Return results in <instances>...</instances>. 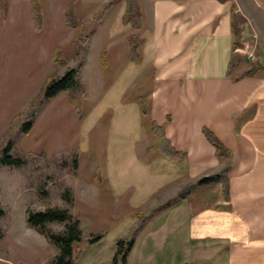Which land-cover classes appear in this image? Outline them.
Segmentation results:
<instances>
[{
	"label": "crops",
	"instance_id": "0c3cea01",
	"mask_svg": "<svg viewBox=\"0 0 264 264\" xmlns=\"http://www.w3.org/2000/svg\"><path fill=\"white\" fill-rule=\"evenodd\" d=\"M136 1L141 12V29L122 23L126 4L120 0L89 35L88 51L80 70V81L86 88L85 106L100 93L94 81L97 77L86 68L93 44L101 48L102 69H109L112 63L109 55L114 58L117 75L127 70L128 65L140 69L129 71L127 90L139 88L145 96L138 95L137 101L147 123L145 136L152 143L146 153L156 152L157 157H162L164 169L160 172L169 178L168 194L164 201L153 206L163 209L159 208L143 224L127 263L137 264L140 248L146 242L166 248L175 238L185 248L197 245L198 264H264V43L255 64L261 70L254 76L244 75L251 63L240 54L255 31L257 16L264 26V0ZM120 9L124 30L112 33L109 17ZM232 14L239 17L242 44L239 52L233 51ZM77 15L80 19L78 12ZM92 17L80 19V23L92 21ZM131 35L140 42L139 65L128 60ZM102 51L105 66L101 64ZM234 53L242 60L228 75ZM142 106L146 114L142 113ZM204 128L230 156H216L215 148L203 135ZM167 150L177 155H168ZM166 159L171 163H166ZM224 169L226 189L221 183L205 185L185 199H178L177 194L184 186ZM7 219L11 233L20 240L16 242V252L37 255L39 247L31 246L33 242L29 241L43 245L44 236L26 223L24 214L22 218ZM13 253L11 247L10 254ZM4 260L0 262L12 263ZM16 263L22 264L13 262Z\"/></svg>",
	"mask_w": 264,
	"mask_h": 264
},
{
	"label": "rangeland",
	"instance_id": "374dc122",
	"mask_svg": "<svg viewBox=\"0 0 264 264\" xmlns=\"http://www.w3.org/2000/svg\"><path fill=\"white\" fill-rule=\"evenodd\" d=\"M38 1L44 15L40 33L33 30L31 0H6L5 17L0 8V147L4 146L8 133L14 134L9 129L13 117L19 116L14 124L22 122L20 116L41 93L45 80L75 65L76 60L70 54L74 30L64 28L67 0ZM105 2L108 0H76L75 6L80 19L85 21ZM122 10L109 17L112 33L124 30L120 21ZM256 18L255 31L246 42L253 48L255 61L247 60V53L240 51L251 64L259 62L264 43V26L259 16ZM94 30L91 21L85 22L86 34L91 35ZM57 47L68 61L61 69H56L52 63ZM99 47L93 44L86 58V68L97 77L94 81L100 93L96 100L84 106V120H74L72 109L60 94L43 104L28 135H13L12 157L34 152L46 160L47 196L40 200L31 192L30 179L21 169L0 167V209L4 213L0 218V260L12 262L0 264H13L14 261L48 264L56 255L47 242L42 245L35 240L29 243L39 247L37 255L16 252V242L20 240L11 233L7 218H22L27 208L40 212L64 210L78 222L84 241L76 245L78 257L74 264H115L114 242L133 239L137 243L144 227L139 221L146 222L159 208L163 209L153 206L164 201L169 192V178L160 172L164 169L162 157H157L156 152L146 153L152 143L145 136L147 123L137 101L138 95L145 96L139 88L127 90L129 71L136 69L128 65L127 70L117 75L112 55H109V61L112 60L109 69H102ZM77 149L78 162L74 167L72 157ZM166 163L171 160L166 159ZM97 169L101 172L100 180L96 177ZM63 192L71 195V202L62 198ZM137 213L141 214L140 219ZM47 228L61 232L64 226L51 223ZM92 236L100 238L89 243L87 238ZM176 241L171 239L166 248L156 242H146L144 248H140L137 264H198L197 245L185 248L186 245H178ZM11 247L15 252L12 255Z\"/></svg>",
	"mask_w": 264,
	"mask_h": 264
},
{
	"label": "trees",
	"instance_id": "16d2710c",
	"mask_svg": "<svg viewBox=\"0 0 264 264\" xmlns=\"http://www.w3.org/2000/svg\"><path fill=\"white\" fill-rule=\"evenodd\" d=\"M120 0H113L101 5L96 13L92 17V24L96 26L99 24L104 16L116 5ZM125 13L122 17V23L124 25H129L133 29H141L142 20L141 12L136 0H125ZM31 15L33 20V30L35 33H40L44 27V15L42 8L38 0H31ZM76 0H67L63 12L65 19L64 28L68 30H74V39L71 43L70 54L76 60L75 65L70 68H66L61 74L55 77H48L43 85L41 93L30 103L28 109L23 113L22 122L18 125L14 124L15 120L19 116L13 117L9 124L10 131L18 133L19 135L26 136L33 129V120L38 116L40 109L43 104L49 102L57 95L63 93L65 101L70 106L74 114V120L81 122L84 120L83 106L86 99V88L80 81V70L82 68L85 56L88 51V41L89 34L84 31V24L80 23L76 12ZM0 8L2 17L7 15V3L6 0H0ZM232 28L234 32V44L233 51L242 47L241 44V31L239 17L232 14ZM139 39L135 35L128 37L129 46V56L128 60L130 63L139 65L142 61V57L138 50ZM241 56L234 53L230 60L228 75L231 74L234 66L241 61ZM67 59L63 55L62 50L57 47L53 51L52 63L56 69H61L66 66ZM101 64L106 65L105 61V51L101 53ZM261 70L255 64L250 65V69L244 73L245 76H254ZM142 113L146 114L145 109L142 106ZM152 129H156L155 126ZM203 135L206 137L208 142L215 148L216 156L219 158H225L230 156V153L225 150L222 144L212 135L208 129L204 128L202 130ZM8 133L6 135V142L3 147H0V167L7 166L16 169H21L23 173L30 179V190L33 194L40 200L45 199L47 196V164L46 160L42 155L36 154L34 152H27L21 157L14 158L11 152L14 148L13 145V135ZM161 136V134H159ZM168 155L176 156V152L172 150H167ZM78 151L74 153L73 164L77 167L78 162ZM227 170L224 169L218 174H211L202 176L197 179L194 183L184 186L178 192V199H185L192 192H194L198 187L221 183L223 187L227 188ZM101 172L96 170V177L100 180ZM62 198L66 202H71L72 198L68 192H63ZM4 215L3 211L0 209V218ZM141 214L137 213V219H140ZM24 218L26 223L35 229V231L44 236L46 242L53 246L56 250V255L51 259L48 264H74L78 257V248L76 245L81 244L84 241V237L79 229L78 222L73 219V217L64 210L59 209H47L43 212L34 211L27 208L24 212ZM48 223H59L64 226L61 232H54L47 228ZM140 224L145 222L140 220ZM88 237V236H87ZM2 234L0 233V239ZM100 236H92L87 238L89 243L96 241ZM116 247V259L115 264H126L127 256L130 253L133 245V239H117L115 242Z\"/></svg>",
	"mask_w": 264,
	"mask_h": 264
},
{
	"label": "built area",
	"instance_id": "2783aa9c",
	"mask_svg": "<svg viewBox=\"0 0 264 264\" xmlns=\"http://www.w3.org/2000/svg\"><path fill=\"white\" fill-rule=\"evenodd\" d=\"M237 52H239L240 50L239 49H237L236 50ZM242 51H244L245 52V54H246V59L247 60H249V61H255V56H254V54H253V48L251 47V46H249V45H247V46H244L243 48H241V52Z\"/></svg>",
	"mask_w": 264,
	"mask_h": 264
}]
</instances>
